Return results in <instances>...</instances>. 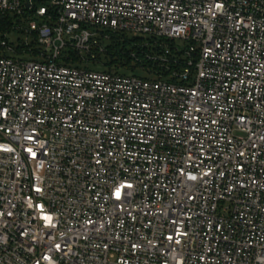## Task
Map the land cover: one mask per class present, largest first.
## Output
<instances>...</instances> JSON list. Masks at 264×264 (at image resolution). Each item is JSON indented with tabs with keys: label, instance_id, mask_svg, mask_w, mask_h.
I'll return each mask as SVG.
<instances>
[{
	"label": "built area",
	"instance_id": "built-area-1",
	"mask_svg": "<svg viewBox=\"0 0 264 264\" xmlns=\"http://www.w3.org/2000/svg\"><path fill=\"white\" fill-rule=\"evenodd\" d=\"M11 14L43 50L0 54V264H264V0ZM91 27L176 43L145 56L170 81L62 64L106 53Z\"/></svg>",
	"mask_w": 264,
	"mask_h": 264
},
{
	"label": "trees",
	"instance_id": "trees-1",
	"mask_svg": "<svg viewBox=\"0 0 264 264\" xmlns=\"http://www.w3.org/2000/svg\"><path fill=\"white\" fill-rule=\"evenodd\" d=\"M35 5L44 6L46 5V0H35ZM8 18L9 17L6 16L5 18H2L0 20V40H6L3 34H5L6 31L11 30L13 26L12 21ZM104 35L105 34H102V37H104ZM109 36L113 40V44L106 47L107 51L105 55L108 60L106 64L107 72H114L115 70H120L123 68L130 69L132 68V64L135 63L138 66H141L144 69L155 73L158 78H168L170 72L167 70V67L173 68V65L171 63L148 61L145 56H163L165 55V47L173 52L176 43L161 40L159 41V43H156L153 39L145 40L143 38L130 39L125 34H123V36H121L120 38H116L114 37V35ZM36 44L37 41L35 39V43L25 47V50L28 51L30 48L33 49L32 47ZM16 49L17 53H22L23 51L21 48ZM37 52H39V50H34L35 56ZM0 54H5V51L0 50ZM132 54H135L139 61L134 59L132 57ZM100 55L101 54L95 51V57L93 58L91 55L90 56L92 60L96 61L98 60L97 58ZM84 61L85 60H83L75 51L67 49L63 53L61 63L66 66L81 68V65L84 63Z\"/></svg>",
	"mask_w": 264,
	"mask_h": 264
},
{
	"label": "rangeland",
	"instance_id": "rangeland-1",
	"mask_svg": "<svg viewBox=\"0 0 264 264\" xmlns=\"http://www.w3.org/2000/svg\"><path fill=\"white\" fill-rule=\"evenodd\" d=\"M8 19L12 21L13 26L11 30L6 31L5 34H3V36L13 48L15 49L21 48L23 51H26L25 47L35 43V37L22 31L19 28V26L27 27L28 26L27 24L29 23L30 19L28 17H17L14 14H11ZM15 28H18V29H15ZM90 30L98 34L99 36L98 38L101 40L102 44L105 45L106 47L109 45H112L113 40L111 38L105 39L104 37H102V34H105V35L108 34L111 36L114 35V37L116 38H120L121 36H123V33L113 32L111 30H107L104 28L91 27ZM125 35L130 39H134V38H143L145 40L151 39L150 36L145 37V35H136V34H131V33H126ZM177 45L181 46L182 48L187 46V44L182 41H178ZM32 48L34 50H39V51L43 50L38 44H36ZM16 51L15 53H5V54L6 55L8 54L9 56L13 58H17L21 60H38L37 56H35V53H32V52L17 53ZM82 56L85 59V61L81 65V68L89 69L95 72H107L106 64L108 60L105 54H101L100 56H98L97 58L98 60L96 61L92 60L91 56L87 53L82 54ZM131 67L132 68L130 69L123 68L120 70H115L114 73L121 74V75H127V76H137L141 78H147L149 80L159 79L158 76L155 75V73L150 72L147 69H144L143 67L138 66L135 63H133ZM165 80L170 81V78L168 77Z\"/></svg>",
	"mask_w": 264,
	"mask_h": 264
},
{
	"label": "snow or ice",
	"instance_id": "snow-or-ice-1",
	"mask_svg": "<svg viewBox=\"0 0 264 264\" xmlns=\"http://www.w3.org/2000/svg\"><path fill=\"white\" fill-rule=\"evenodd\" d=\"M119 194H120L119 191H117L116 195L119 196Z\"/></svg>",
	"mask_w": 264,
	"mask_h": 264
}]
</instances>
